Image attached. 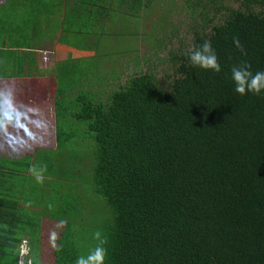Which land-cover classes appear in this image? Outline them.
Instances as JSON below:
<instances>
[{
	"label": "trees",
	"instance_id": "16d2710c",
	"mask_svg": "<svg viewBox=\"0 0 264 264\" xmlns=\"http://www.w3.org/2000/svg\"><path fill=\"white\" fill-rule=\"evenodd\" d=\"M32 1L22 12L34 30L43 21ZM188 2L207 16L211 32H195L190 48L181 40L170 50L168 85L152 68L103 84L101 66L91 60L82 67L87 83L61 89V137L90 144L82 170L73 172L86 196L53 193L49 208L99 238L87 251L59 246L56 264H77L98 247L105 249L103 264H264V89L241 95L232 73L245 66L253 75L264 72V0ZM223 9L228 17L211 27L212 14ZM205 42L219 72L190 59ZM26 56L33 68L36 52L0 49V81L11 80L9 63L24 67ZM2 102L0 96V119ZM8 169L0 165V176ZM13 210L0 201V255L16 256L18 264L22 240L9 229Z\"/></svg>",
	"mask_w": 264,
	"mask_h": 264
},
{
	"label": "rangeland",
	"instance_id": "374dc122",
	"mask_svg": "<svg viewBox=\"0 0 264 264\" xmlns=\"http://www.w3.org/2000/svg\"><path fill=\"white\" fill-rule=\"evenodd\" d=\"M14 1L0 0V29L5 31L3 43L0 44L14 47L11 44L16 38L26 43L22 45L24 48H30L32 45L27 39L28 35H25L30 26L27 21L29 17L22 12L27 4L24 0H19L21 5ZM50 2L44 5L41 15L48 11L50 16L59 17L61 20L57 25L62 32L54 39H43L37 46L40 49L37 56L39 54L42 58L39 66L48 75L40 74L43 77L45 75L40 80V75L33 74L32 79H24L18 74L19 83L24 82L22 91L18 94L13 90L14 80L0 81V96L3 101L0 119V165L10 168L5 174L8 177L0 176V199L12 203L17 210L20 223L15 226V232L16 235L24 237L23 245L27 242L25 245L26 249L29 248L32 264H56L59 246L64 247L71 243L78 252L82 248L87 251L98 239L93 228L84 223L66 224L58 217H53L54 211L49 208V196L53 193H74L80 199L86 196L82 182L73 172L82 170L79 165L85 163H82V157L89 152L90 144L78 136L64 140L61 137V126L65 127L57 114H54L55 120L53 118L50 122L49 132L45 136H37L38 132L32 134L22 122V109L18 106L20 99L24 101L25 97H35L33 89L36 91L42 84L50 83V77L57 76L54 70L53 73L50 72L56 65L55 59L60 52L59 48L63 47L62 42L71 40L72 44L88 49L83 55L86 54L87 58L90 56L92 61H98L103 84H117L118 80H114V76L121 78L120 81L124 83L137 74L145 73L147 68H152L157 79L163 85H168L173 72L172 63L169 61L170 50L180 48L181 40L190 48L195 32L204 30V35L211 32V29H204V26H208L205 20L207 16L204 17L203 11L195 8L188 0H153L152 4L147 0ZM85 2L88 5L85 6ZM134 5H142V8L136 7L133 11ZM232 5L238 7V4L232 2L227 4L230 7ZM227 15L224 9L213 13L210 26L224 23ZM10 30L14 33H10ZM48 33L52 34L50 30H40L37 38L34 36L33 39L40 41L43 34L46 36ZM44 51L51 53L49 61L43 60ZM91 60L82 66L86 68L88 64L89 68ZM10 65L9 63L6 74L13 75L16 71ZM78 71L79 67L75 72ZM39 81L42 82L41 85ZM92 82L95 88L99 86L94 80ZM61 86L63 85L58 83V88L62 89ZM61 91L57 95L53 89L46 87L41 93L42 97L51 98L53 103L47 101V104H52L51 108L58 109L57 101L66 98L60 94ZM60 107L63 105H59V109ZM32 123L41 125L36 121Z\"/></svg>",
	"mask_w": 264,
	"mask_h": 264
},
{
	"label": "crops",
	"instance_id": "0c3cea01",
	"mask_svg": "<svg viewBox=\"0 0 264 264\" xmlns=\"http://www.w3.org/2000/svg\"><path fill=\"white\" fill-rule=\"evenodd\" d=\"M34 1L38 2V4H40V5L36 4L34 6V10H40L41 12H43V10L45 9V8H43V7H45L44 5H48V3H51L50 0H44L45 4L42 3L40 0H33L32 2H34ZM14 3L18 4V5L22 4L21 1L19 2V0H15ZM41 18L43 21V22H41V24L36 26V28L34 30L31 26H29L27 28L28 29L27 32L25 33V35H28L27 39L30 41V44L32 45V47H30V48H29V46H26L27 48H24V46H22V45H24L26 43H24L21 40H17L16 38L14 39V41H12V44H11L14 47H11V46L5 47V46L1 45L3 43V38H4L3 34L5 33V31L3 29H0V43H1L0 49H10V50H13L15 52L19 51V50H22V51L24 50L26 52H30V50H31L33 52H36V56H35L36 61H35V66H33V68H31V66H30V61H29L28 56H26V58L23 60L22 64H24V67H20L21 70L18 67H12V69H14V71H16L15 74H13L11 77V80H14V82H15V86L13 87V90L15 91L16 94H18L19 91H22V88L24 85V82H22V81L19 83V80L17 79L18 74L23 75V76H21V78L26 77L29 79H32L33 74L34 75L35 74L40 75L42 73H45V75H48V74H46L45 69H42L39 66L41 64V62H40L41 56L39 57V54L37 56V53L40 51V49H38L37 46L39 45V43L43 39H45V40L54 39L57 36H59L58 33L59 32L61 33L62 31H61V29L58 30L57 24L59 23V21L61 19L59 17H53V16H52V19H50V13L48 11L45 12ZM40 30L42 32L43 31L46 32L47 30H50V32L52 34L48 33V35H46V36L43 34V38H41L40 41L37 39L36 40L33 39L34 36H36V38H37V32ZM9 32L14 33L13 30H10ZM61 41H62V39H61ZM70 41L71 40L67 41V39H66L62 42L63 47L59 48L60 52H59L57 58L55 59L56 65L54 66V68H51L52 71L50 73H53V70H54V72L57 74V76L50 77L49 79L51 82L47 83V84L44 83L41 85L42 82L39 81L40 85H41L40 88L36 89V91H35V89H33L35 97H33V98L25 97L24 101H22V99H20V102L18 103V106L20 105L21 109H22V113H21L23 116L22 122L25 123L26 127H28L29 132H31L32 134H35L34 132H38L39 134H37V136H40V137L45 136L49 132L48 129H50V122L53 121V118L55 120L54 114L58 115L59 111L61 110V108L59 109V105H61V104L66 105V102H67V101L65 102L64 99L60 98V101L58 100L56 103L58 109L51 108L52 104H47V101L53 103L51 101V98L42 97L41 90H43V88L46 89V87L47 88L50 87L51 89H53L54 93L58 95L59 91L61 90V88H58V83L63 85V86H61L63 90L73 89V88H81L83 83H85V82L87 83V81H86L87 78H85L86 75H84L86 71L82 70V67H83L82 64L87 63L91 60L90 56H89V58H87L86 54L83 55L85 53V51L88 52L87 51L88 49L85 47H81L79 44H72ZM92 59H94V58H92ZM11 60L14 61L13 66H17L16 64H17V61L19 59L16 56L11 55ZM41 61H42V58H41ZM78 67H79V71L76 75L75 71L77 70ZM45 75H44V77L40 75V80H41V78H45ZM29 79H27V80H29ZM84 79H85V81H84ZM14 117H16V116H14ZM56 120H58V119H56ZM32 121H36L37 123H41V125H36V124L32 123ZM44 123H47V124H44ZM0 201H2V200H0ZM3 202H5V201H3ZM10 206H11V209H14L12 203H10ZM13 211L17 214V216L9 224V229L12 228L13 229L12 233L14 235H16L15 226L20 223V219L18 218L17 210L14 209ZM29 224H27V225H29ZM16 236L18 238H20L21 240L24 238V237L19 236V235H16ZM35 257H36V259H38V256H36V254H35ZM16 263H17L16 256H14V257L8 256L7 257L6 255L5 256L0 255V264H16Z\"/></svg>",
	"mask_w": 264,
	"mask_h": 264
},
{
	"label": "clouds",
	"instance_id": "9594fccd",
	"mask_svg": "<svg viewBox=\"0 0 264 264\" xmlns=\"http://www.w3.org/2000/svg\"><path fill=\"white\" fill-rule=\"evenodd\" d=\"M235 43L239 47V42L235 41ZM190 59L193 64L199 65L202 68L213 69L216 72L221 70L217 57L208 42H205L200 49L192 52ZM232 73L236 84V91L241 95L245 94L246 90L259 93L264 89V72H257L253 75L245 66L241 68L234 67ZM96 235L99 238V233ZM104 258L105 249L98 247L86 259L83 257L78 259L77 264H103Z\"/></svg>",
	"mask_w": 264,
	"mask_h": 264
},
{
	"label": "built area",
	"instance_id": "2783aa9c",
	"mask_svg": "<svg viewBox=\"0 0 264 264\" xmlns=\"http://www.w3.org/2000/svg\"><path fill=\"white\" fill-rule=\"evenodd\" d=\"M42 54H43V60L44 61H49L51 53H49L48 51H44ZM26 243L27 242L25 241L24 245H23L22 242H21L19 264H32V259L30 257L29 248L26 249V245H25Z\"/></svg>",
	"mask_w": 264,
	"mask_h": 264
}]
</instances>
